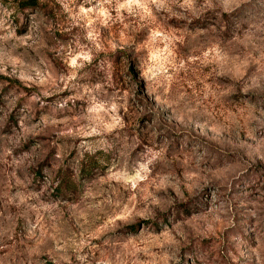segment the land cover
I'll use <instances>...</instances> for the list:
<instances>
[{
  "label": "rangeland",
  "instance_id": "rangeland-1",
  "mask_svg": "<svg viewBox=\"0 0 264 264\" xmlns=\"http://www.w3.org/2000/svg\"><path fill=\"white\" fill-rule=\"evenodd\" d=\"M0 0V264H264V0Z\"/></svg>",
  "mask_w": 264,
  "mask_h": 264
},
{
  "label": "trees",
  "instance_id": "trees-1",
  "mask_svg": "<svg viewBox=\"0 0 264 264\" xmlns=\"http://www.w3.org/2000/svg\"><path fill=\"white\" fill-rule=\"evenodd\" d=\"M17 6L19 8L32 7L35 8L39 5V0H17Z\"/></svg>",
  "mask_w": 264,
  "mask_h": 264
}]
</instances>
